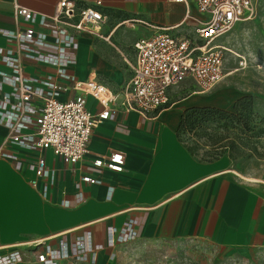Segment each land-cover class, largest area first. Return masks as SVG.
Here are the masks:
<instances>
[{"label": "crops", "instance_id": "0c3cea01", "mask_svg": "<svg viewBox=\"0 0 264 264\" xmlns=\"http://www.w3.org/2000/svg\"><path fill=\"white\" fill-rule=\"evenodd\" d=\"M59 1L0 0V28L16 31L28 27L25 21H17L16 3L52 14ZM97 1L103 3L100 8L107 16L102 34L109 39L82 34L70 71L81 81L96 78L112 91L131 77L136 42L160 31L196 38V30L209 20L195 0H75L91 5ZM0 46L15 47V42L0 34ZM23 65L27 75L52 70L26 58ZM208 92L194 91L181 98L177 91L169 106L146 116L120 112L93 131L88 153L74 166L45 151L53 171V201L44 198L40 187L31 185L35 174L27 164L18 169L13 160L0 157V216L18 223L23 231L19 237L0 242V253L34 244L32 251L20 247L33 259L34 250H42L43 244L56 246L63 240L71 245L87 230L94 242L105 243L108 227L120 229L135 219L138 238L99 251L97 264H114L116 248L142 239L202 241L235 259H261L264 264V183L239 174L227 157L207 160L193 154L178 137L186 110L216 105ZM79 96L80 92L72 90L61 92L58 98L69 101ZM86 99L90 111L102 110L97 99L90 95ZM7 132L0 125V147ZM7 150L33 156L15 147ZM115 152L124 155L123 172L94 165L96 158ZM83 176L100 183H81ZM78 192L85 195L84 202H77ZM63 197L71 202L70 207L61 204Z\"/></svg>", "mask_w": 264, "mask_h": 264}, {"label": "built area", "instance_id": "2783aa9c", "mask_svg": "<svg viewBox=\"0 0 264 264\" xmlns=\"http://www.w3.org/2000/svg\"><path fill=\"white\" fill-rule=\"evenodd\" d=\"M195 1L199 10L209 15V20L196 30L197 37L179 38L160 31L136 42L131 77L117 91L96 78L78 80L70 71L82 34L109 39L102 34L107 16L100 8L101 1L91 5L61 0L52 14L38 13L16 3V19L25 21L28 27L16 31L0 28V34L15 42V47L0 46V125L8 131L0 157L13 160L18 169L27 164L35 174L31 185L40 187L44 198L53 201L50 190L53 171L48 167L45 151H52L74 166L88 153L93 131L120 112L136 111L146 116L163 109L172 103L176 89L188 81L197 92L213 89L224 77L226 61V47L216 41L253 15L258 0ZM24 58L48 65L52 70L27 75ZM72 90L80 92V96L69 101L58 98L61 92ZM89 95L102 105L100 112L88 109ZM8 147L33 156L10 152ZM93 163L98 168L125 170V158L119 152L98 157ZM80 182L97 184L100 180L83 176ZM77 197L79 203L86 199L83 192H78ZM61 204L72 205L66 197ZM138 225L137 220L131 219L120 229L108 227L105 243L94 242L89 230L71 245L63 240L56 246L45 243L42 250H34L33 259L15 246L0 253V264H97L99 251L135 241L139 236Z\"/></svg>", "mask_w": 264, "mask_h": 264}, {"label": "rangeland", "instance_id": "374dc122", "mask_svg": "<svg viewBox=\"0 0 264 264\" xmlns=\"http://www.w3.org/2000/svg\"><path fill=\"white\" fill-rule=\"evenodd\" d=\"M216 42L226 47L222 81L206 95L211 107L231 114L242 113L241 122L222 119L205 123L183 135L191 152L203 159L227 157L245 178L264 183V0L256 2L253 15L235 25ZM181 98L197 88L190 81L177 89ZM251 103L248 112L235 110L241 100ZM247 115V116H246ZM249 120L250 130L244 124ZM0 216V242L23 234L18 223ZM32 251L33 245L20 246ZM114 264H263L231 257L224 249L197 240L142 239L115 249Z\"/></svg>", "mask_w": 264, "mask_h": 264}, {"label": "trees", "instance_id": "16d2710c", "mask_svg": "<svg viewBox=\"0 0 264 264\" xmlns=\"http://www.w3.org/2000/svg\"><path fill=\"white\" fill-rule=\"evenodd\" d=\"M250 108H251V103H248L246 99L237 102V104L235 105L236 111L241 109L242 112H245V111L248 112ZM239 116H241V118H244L242 113L239 114ZM239 116L236 114H231V113H228L222 110H218L211 106L195 107V108L188 109L183 113L181 123L178 128V137L179 139L184 141L183 135L185 133L191 132L199 127H202L205 123L212 122V121L215 122V121L222 120V119H236L237 121L241 122L240 120L241 118ZM244 124L247 130H250L249 120L247 117L244 120ZM216 158H219V157L212 156L210 158H207V160H212Z\"/></svg>", "mask_w": 264, "mask_h": 264}]
</instances>
